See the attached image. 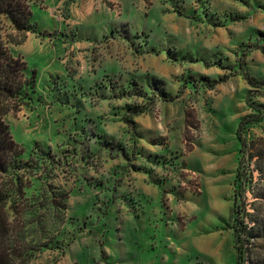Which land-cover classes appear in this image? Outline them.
<instances>
[{"label": "rangeland", "instance_id": "obj_1", "mask_svg": "<svg viewBox=\"0 0 264 264\" xmlns=\"http://www.w3.org/2000/svg\"><path fill=\"white\" fill-rule=\"evenodd\" d=\"M72 1L40 0L34 7L32 22L51 41L29 33L28 45L27 40L16 45L10 41L20 39L17 33L6 28L3 34L11 53L37 71L30 105L4 118L24 151L21 159L43 170L26 194L37 203L48 201L51 192L68 195L64 220L45 216L60 232L53 242L45 240L42 260L237 264L232 230L233 184L242 156L237 129L253 115L258 120L245 127L247 158L252 157L243 197L249 226L264 219V201L257 198L264 184L257 164L264 161V51L256 47L264 46V0H159L165 6L158 14L159 29L147 21L152 33L135 35L138 48L107 35L95 50L96 60L123 63L125 53L134 57L152 34L156 43L169 42L177 50L161 70L183 76L179 99L161 103L156 92L139 94L116 80L100 85V94L88 99L90 108L83 114L75 98L64 96L72 85V62L65 68L58 60L64 51L52 48L64 39L62 30L69 35L77 27L70 21ZM106 1L121 18L120 2ZM152 3L145 0L146 7ZM183 8L195 10L190 20L172 12ZM177 55L185 66L173 62ZM243 61L257 81L254 87L240 69ZM178 80L170 83L174 93ZM147 107V115L138 121L154 140L142 146L138 126L127 121H135L131 114ZM142 189L152 198L151 205L139 194ZM253 241V262L264 264L263 234L256 231Z\"/></svg>", "mask_w": 264, "mask_h": 264}, {"label": "trees", "instance_id": "obj_2", "mask_svg": "<svg viewBox=\"0 0 264 264\" xmlns=\"http://www.w3.org/2000/svg\"><path fill=\"white\" fill-rule=\"evenodd\" d=\"M39 2L40 0H0V147H2L0 148V264H14V261H19V264H46L42 260L43 250L47 246L45 240L49 239L53 242L60 229L48 225L45 216L64 220L67 211L66 193L51 192L48 201L44 203H37V199L28 198L26 190L31 188L33 179H40L43 170L37 163L28 164L29 162L21 159L24 151L14 140L10 127L4 120L8 114L17 113L24 106L30 105L33 95L36 94L38 82L37 71L30 70L22 57L11 53L9 43L3 34L6 28L17 33L20 39L15 42L10 41L16 45L23 44L29 33L48 37L45 33L37 31L36 23L32 22L33 9ZM8 36L10 35L6 37ZM111 36L114 37L115 32ZM256 47L264 51V46L257 44ZM240 69L247 82L254 87L257 81L245 68L244 61ZM114 81L117 83L113 78L107 79V82ZM220 81L226 82V79ZM128 87L133 92L146 94L136 82H130ZM155 92L153 95L155 94L163 102L171 103L179 98L178 95L171 96L157 90ZM254 108L257 110L256 107ZM147 111L148 107L140 111L135 110L131 115L136 118L146 114ZM257 120L256 115L244 118L237 129L242 155L233 184L237 188L232 220L237 264H257L252 259L255 232L259 231L264 236V219L253 227L247 223L250 215L243 197L249 185L248 175L251 166L250 157H252L249 155L247 158L250 143L245 137V127L251 121ZM127 122L133 128L136 126L135 121ZM257 164L262 167L264 174V161H258ZM262 187L257 198L264 201V184Z\"/></svg>", "mask_w": 264, "mask_h": 264}, {"label": "crops", "instance_id": "obj_3", "mask_svg": "<svg viewBox=\"0 0 264 264\" xmlns=\"http://www.w3.org/2000/svg\"><path fill=\"white\" fill-rule=\"evenodd\" d=\"M62 1L64 2L66 0ZM117 1L120 2V7L122 8L123 15L121 18L115 17L114 11L106 4V0H73L70 6V12L72 14L70 21L77 27L70 31V36L65 34V29L62 30L63 33L61 34L64 39L60 41L57 38L58 44L52 47L56 51H64V56L61 55L63 57H59L58 60L65 68L67 62H72L74 74L73 76H69V78L67 77L72 85L69 87L67 93L65 92L64 96L67 97V99L73 97L77 100L78 105L83 107L79 110L80 114L85 113V109L90 108L87 104L88 99L93 95L100 94V92H98V90H100L99 87L101 84L105 85L108 78H113L126 85L132 81L136 82L146 91L155 92V90H157L171 96H177L179 94L178 90L180 89L183 76L179 78L161 70V67H165V65L171 62L169 57L171 58V56H174L177 50H173L169 42L163 44L159 42V44L156 43L152 34L149 42L141 51H137L134 57L125 53L126 58L123 63L113 58H109L101 63L96 60L97 53L99 54V52H95V50L98 48V44L101 43L103 39L107 38V35L111 36L112 33L115 32V36L111 37L116 39L118 43L130 44L137 47V44H135V40L137 39L135 35L138 34L139 31L152 33V29L147 25V21L150 22L153 27H157V29L160 28L161 19L158 20V14L161 15V8L165 6L161 5L159 0H155L156 2L152 0L153 3L150 7L145 6V0ZM192 10L195 11L194 9L187 11V8H183V11L173 10L172 12L177 16L190 20ZM65 38L67 39L66 41ZM30 39L31 37L27 35L25 45ZM46 39L51 41V37H46ZM26 51L28 53L32 52L28 50V48ZM71 52L72 55L69 56ZM181 61V55H177V59L173 60L174 63H181L185 66L186 62ZM52 62L54 64L56 59L53 58ZM60 74L62 73L60 72ZM175 79L179 82L176 93L170 90V83L172 81L174 82ZM155 86L159 87L154 88ZM161 103L167 102L162 101ZM144 115H147V113L143 114V116ZM140 117H142V115L136 117L135 120L138 126L136 132L139 133V141L142 146H144L145 143H152L154 138H151L150 131L145 129L138 121ZM121 130H123L124 133V127ZM139 194L145 200V204L151 205L150 203L152 202L150 201L152 198L148 196L143 189L141 192L139 191Z\"/></svg>", "mask_w": 264, "mask_h": 264}, {"label": "clouds", "instance_id": "obj_4", "mask_svg": "<svg viewBox=\"0 0 264 264\" xmlns=\"http://www.w3.org/2000/svg\"><path fill=\"white\" fill-rule=\"evenodd\" d=\"M0 148H2V147H0ZM90 174L94 175V173H91V172H90ZM14 264H19V261H14Z\"/></svg>", "mask_w": 264, "mask_h": 264}]
</instances>
